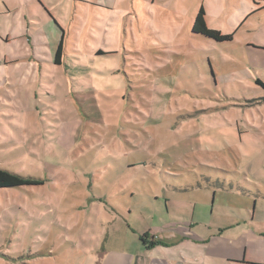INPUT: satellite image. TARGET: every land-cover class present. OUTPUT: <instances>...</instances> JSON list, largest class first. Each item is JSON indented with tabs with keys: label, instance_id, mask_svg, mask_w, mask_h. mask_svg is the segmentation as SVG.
<instances>
[{
	"label": "rangeland",
	"instance_id": "obj_1",
	"mask_svg": "<svg viewBox=\"0 0 264 264\" xmlns=\"http://www.w3.org/2000/svg\"><path fill=\"white\" fill-rule=\"evenodd\" d=\"M200 7L230 40L192 33ZM63 12L59 64L0 39V168L41 181L0 188V264H91L264 204V0Z\"/></svg>",
	"mask_w": 264,
	"mask_h": 264
},
{
	"label": "crops",
	"instance_id": "obj_2",
	"mask_svg": "<svg viewBox=\"0 0 264 264\" xmlns=\"http://www.w3.org/2000/svg\"><path fill=\"white\" fill-rule=\"evenodd\" d=\"M115 1L0 0V39L5 42L24 39L31 46L39 45V52L50 59L59 43L63 49L65 24L62 22L67 23L63 19L64 8L73 17L84 5L105 11ZM205 17L207 22L208 16ZM7 20L10 21L6 24ZM3 73L0 62V75ZM243 208L248 219L237 217L234 223L218 230V234L198 236L178 226L165 235L150 233L145 236V242L132 241L128 249L102 248L97 252L98 259L91 264H264V204L258 207L254 200L250 209L247 204ZM218 235L221 240L217 239ZM187 238L196 243H184ZM151 241L160 243L150 245Z\"/></svg>",
	"mask_w": 264,
	"mask_h": 264
},
{
	"label": "trees",
	"instance_id": "obj_3",
	"mask_svg": "<svg viewBox=\"0 0 264 264\" xmlns=\"http://www.w3.org/2000/svg\"><path fill=\"white\" fill-rule=\"evenodd\" d=\"M204 15H205L204 10L202 7H200L192 23V27H191L192 33L199 34L204 37H208L218 42L227 41L231 39L230 34H223L219 30L208 27L205 23ZM61 50H62L61 43H59L55 51L54 58H53V62L56 64L59 63ZM40 183L41 181H38L34 178L23 177L17 173L0 168V188L1 187H19V186H24V185H32V184H40ZM144 237H141L140 239L142 242H144ZM158 242L160 243V241ZM158 242L151 241L149 243L151 245V244H156Z\"/></svg>",
	"mask_w": 264,
	"mask_h": 264
}]
</instances>
